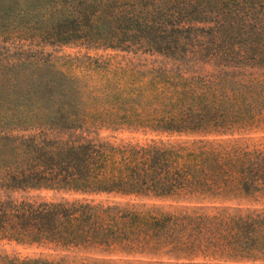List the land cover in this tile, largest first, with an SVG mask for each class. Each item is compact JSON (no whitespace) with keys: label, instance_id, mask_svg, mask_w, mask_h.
<instances>
[{"label":"trees","instance_id":"16d2710c","mask_svg":"<svg viewBox=\"0 0 264 264\" xmlns=\"http://www.w3.org/2000/svg\"><path fill=\"white\" fill-rule=\"evenodd\" d=\"M4 34L38 45L79 44L170 60L177 81L169 84L181 91L164 97L170 110L158 123L163 131L215 132L252 118L254 111L264 113V0H0ZM167 72L150 74L160 80ZM85 88L39 52L17 64L0 62L1 192L51 189L162 198L203 192L216 183L220 169L235 171L242 188H264L261 151L212 142L193 149L112 146L72 135L83 134L89 99L117 106L137 101L116 88L104 89V99ZM0 236L64 252L119 248L158 256L136 263L0 256V264L234 262L250 260L252 249L264 244V216L6 197L0 198Z\"/></svg>","mask_w":264,"mask_h":264},{"label":"rangeland","instance_id":"374dc122","mask_svg":"<svg viewBox=\"0 0 264 264\" xmlns=\"http://www.w3.org/2000/svg\"><path fill=\"white\" fill-rule=\"evenodd\" d=\"M32 52H39L43 58L52 62L56 69L86 84L84 89L91 97L104 99L109 90H119L131 94L137 101L121 106L98 104L89 99L85 106V126L83 134L77 135L96 142L112 146H158L193 149L200 142H212L221 147L236 148L243 152H264V113L254 111L252 118L237 120L218 128V131L193 134L170 133L160 129L158 123L170 108L165 96L180 92V87H173L177 75L175 64L163 56L138 52L136 54L113 50L92 49L79 44L58 46L38 45L26 40L16 39L12 35H0V62L17 64L18 61L31 58ZM167 70L165 76L157 80L152 70ZM174 71V72H170ZM162 73V72H161ZM264 74V73H263ZM184 78L187 75L182 74ZM114 84V85H113ZM108 85V86H107ZM69 134L57 137L66 139ZM227 148V149H228ZM216 183L209 182L210 187L203 192L186 193L170 197L152 198L123 196L116 194H73L51 189L27 190L24 192L0 191V198L10 197L14 200L34 202H73L93 201L95 204H112L134 206L149 209L157 207L163 212L176 209L202 207L211 210H225L233 215L260 214L264 216V188H242L240 178L235 171L219 170ZM250 260L229 261L224 258L195 260L205 264H264V244L252 249ZM0 256L10 258L45 257L57 259L68 256L69 260L104 258L117 263L147 262L158 256L140 253L132 249L114 250L99 253L92 251L64 252L53 246L19 243L0 236ZM166 261V259H162Z\"/></svg>","mask_w":264,"mask_h":264}]
</instances>
